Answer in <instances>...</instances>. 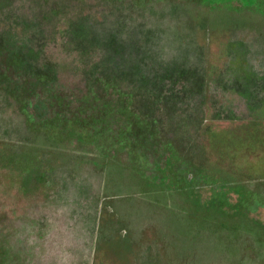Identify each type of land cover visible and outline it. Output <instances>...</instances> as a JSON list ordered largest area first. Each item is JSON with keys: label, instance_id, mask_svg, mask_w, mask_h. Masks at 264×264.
Instances as JSON below:
<instances>
[{"label": "rangeland", "instance_id": "obj_1", "mask_svg": "<svg viewBox=\"0 0 264 264\" xmlns=\"http://www.w3.org/2000/svg\"><path fill=\"white\" fill-rule=\"evenodd\" d=\"M207 1L0 0V264H264L253 215L149 184L112 140H74L69 117L49 136L7 88L49 77L40 64L64 84L85 69L114 81L153 126L146 152L166 165L174 144L199 198L240 188L264 217V4Z\"/></svg>", "mask_w": 264, "mask_h": 264}, {"label": "trees", "instance_id": "obj_2", "mask_svg": "<svg viewBox=\"0 0 264 264\" xmlns=\"http://www.w3.org/2000/svg\"><path fill=\"white\" fill-rule=\"evenodd\" d=\"M43 66L40 64V67L44 69L42 72L47 75H51L52 69L55 70L54 65L48 67L44 64ZM27 73L30 75L26 76L33 75L30 77V87L22 84L21 88L18 89L13 87L12 80H9L7 88L12 93V98L19 105V109H23L21 112L29 116L31 123L35 121L42 132H47L49 136L55 138L62 137L64 132L61 130V121L65 117H69L67 122L68 125L74 126L73 132L71 131L75 137L74 140L81 143L94 142V140L101 143L103 137L112 140L117 147L134 155V164H139V162L146 164L148 169L136 168L134 170L141 174L149 184L157 185L159 180H162L160 183L169 182L171 184L173 183L171 179L175 183L177 178L181 179L182 184L188 181L187 175L191 171L188 170L190 163L180 156L179 160L174 159L175 154L179 155L174 144L170 142L161 144L164 155H166V165L156 157L154 151L146 152V146L153 148L156 145L153 143V126L149 121L140 118L131 110L133 99L129 97L131 96L130 93L117 83L114 81L110 83L100 75L87 78V75H90L88 69L80 73L78 81L68 82V84H64L59 77L54 78L56 73H53L52 77L50 75L49 77H39L32 74L34 73L32 71ZM40 97L42 98L40 99ZM69 105L76 107L77 115L67 116L64 113ZM229 106L225 107L226 111L231 110ZM137 120L142 124L140 125ZM118 126L121 127V130L118 129ZM170 163L179 164L177 167L184 172H174L170 168ZM199 197L198 194V201H201L202 199ZM243 200L238 197L237 203L232 204L226 201V205L229 208L237 205L243 206ZM248 206L247 208H250ZM226 214L229 213H225L224 216Z\"/></svg>", "mask_w": 264, "mask_h": 264}, {"label": "flooded vegetation", "instance_id": "obj_3", "mask_svg": "<svg viewBox=\"0 0 264 264\" xmlns=\"http://www.w3.org/2000/svg\"><path fill=\"white\" fill-rule=\"evenodd\" d=\"M205 2H208L207 0H204ZM249 2H258L259 4L263 5L264 4V0H246ZM251 4V3H249ZM41 108V107H40ZM192 168L194 169L195 167L192 166V164L188 165V170H192ZM197 179L201 180V179H205L202 182H205L207 179L206 177V172L201 170V169H197L195 171ZM192 176H189L190 179H188L187 182H184L182 184V181L180 178L175 179V181H177L179 184H182L181 186H183V188H185L187 190L186 192V199L188 202H190V204H195V203H199L198 209H210V210H216L217 212H221V213H229L231 215L234 214H239V215H245L247 218L253 215V218H251V220L253 222H255L256 225L262 226L264 227V217L260 214L261 212L259 211V208L256 207H250L247 208V206H245L244 204H242L243 206H236L233 208H229L226 205V195L227 193H238L237 196L243 200V198L245 199V195L246 193L242 192V190L240 188H232L231 189L229 187L225 188H221L219 192H216L214 195H210L208 197L202 198L201 201H198V190L197 187L194 185V181L191 178ZM206 177V178H205ZM168 183V182H167ZM166 185V183H164L162 186L164 187ZM224 185V184H222ZM170 190V187H164ZM242 194V195H241Z\"/></svg>", "mask_w": 264, "mask_h": 264}]
</instances>
